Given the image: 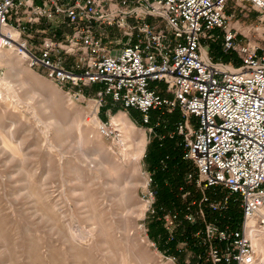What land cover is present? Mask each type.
I'll use <instances>...</instances> for the list:
<instances>
[{"label": "built area", "instance_id": "2783aa9c", "mask_svg": "<svg viewBox=\"0 0 264 264\" xmlns=\"http://www.w3.org/2000/svg\"><path fill=\"white\" fill-rule=\"evenodd\" d=\"M248 4L264 15V0H0V51L21 56L80 98L99 85V107L110 97L124 110L140 112L152 132V111L180 110L176 130L195 168L188 179L203 194L183 219L177 210L160 219L168 241L184 220H203L196 236L205 254L198 258L211 264H258L253 241L264 238V53L251 44L235 45L227 14L229 7ZM114 23L128 35L116 50L107 48L99 32ZM216 30L223 32L225 51L238 50L239 65L210 55V41L220 37ZM100 121L102 135L121 138L111 120ZM147 177L155 214L151 171ZM210 189L223 195L213 199ZM232 197L242 212L239 227L206 220L204 204L224 211ZM170 259L177 264L175 256Z\"/></svg>", "mask_w": 264, "mask_h": 264}, {"label": "rangeland", "instance_id": "374dc122", "mask_svg": "<svg viewBox=\"0 0 264 264\" xmlns=\"http://www.w3.org/2000/svg\"><path fill=\"white\" fill-rule=\"evenodd\" d=\"M227 14L235 45L264 53V15L249 4ZM99 32L112 50L128 36L115 23ZM215 33L211 54L221 60L216 45L223 32ZM230 53L224 62L239 65L238 50ZM2 54L12 62L0 61V264H175L171 256L197 264L185 241L170 250L162 214L150 211L146 154L154 134L139 122L141 114L110 97L99 107V85L80 98L15 53ZM121 113L132 125L126 148L97 125ZM195 192L203 194L197 185Z\"/></svg>", "mask_w": 264, "mask_h": 264}, {"label": "trees", "instance_id": "16d2710c", "mask_svg": "<svg viewBox=\"0 0 264 264\" xmlns=\"http://www.w3.org/2000/svg\"><path fill=\"white\" fill-rule=\"evenodd\" d=\"M216 48L219 51L218 54H220L216 58L223 61H230L229 59H225L228 58L227 56H232L230 50H224L223 40L216 45ZM212 51L213 48L209 44V53L211 56ZM212 57L215 58L214 55ZM133 111L137 110H130L131 113ZM180 119L181 112L178 108L172 112H168L167 110H154L151 112L149 126L153 127L154 138L146 154V160L150 165L149 170L152 173V187L156 191L153 206L157 214H163L169 210H177L183 219L187 207L194 200H198L202 194L195 192V179L192 181L188 179V174L195 173V168L192 162L184 157L185 148L183 138L176 130L177 122ZM139 122L142 123V118L139 119ZM187 191H191V194L184 199L182 195ZM207 193L213 199H219L222 196L220 190L210 189ZM203 208L207 221H215L220 226L224 227L228 225L231 228H237L240 225L242 212L239 207V202L235 197L230 199L229 207L224 211H213L208 204H204ZM204 225L205 222L201 219H197L195 222L184 220L177 232L176 238L168 242L171 245L170 250L175 252L178 242L185 241L201 264H211L205 262L203 258H198L199 255L202 256L205 254V247L202 246L200 236H196V234L202 231ZM161 231L167 235V231L163 226L161 227ZM152 235L153 238L157 239L155 232ZM164 239L166 240L167 236Z\"/></svg>", "mask_w": 264, "mask_h": 264}, {"label": "bare ground", "instance_id": "6f19581e", "mask_svg": "<svg viewBox=\"0 0 264 264\" xmlns=\"http://www.w3.org/2000/svg\"><path fill=\"white\" fill-rule=\"evenodd\" d=\"M4 51H6V50H4ZM4 51H0V61L2 60L3 62L11 63L12 61L7 59V57L4 56V54H2V52H4ZM19 57H21V56H19ZM0 66H1V64H0ZM113 121H114L115 125H117L118 129L121 131L120 143L123 146V148H126V142H128V140L131 141L133 139V133L131 132L132 125L129 124L127 118L122 113L119 114L117 117L113 118ZM100 122H97L98 123L97 125H99ZM119 125L123 126V132H122V129L119 128L120 127ZM123 133H124V140H123ZM136 155H138V153L134 155L135 156V158H133L134 160H137ZM262 211L264 212V209ZM253 243L256 246V249H257L259 257H260V261L258 264H264V238H260L259 240L254 239Z\"/></svg>", "mask_w": 264, "mask_h": 264}]
</instances>
